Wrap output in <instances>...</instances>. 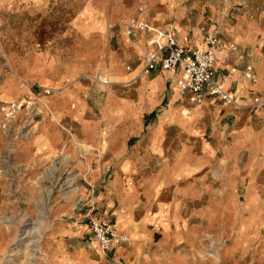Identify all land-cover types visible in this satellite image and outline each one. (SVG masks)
<instances>
[{"label": "crops", "instance_id": "0c3cea01", "mask_svg": "<svg viewBox=\"0 0 264 264\" xmlns=\"http://www.w3.org/2000/svg\"><path fill=\"white\" fill-rule=\"evenodd\" d=\"M250 6L231 19L216 0H0V101L52 88L51 116L16 154L83 160L95 213L129 236L103 252L77 212L55 264H213L198 253L215 239L230 264H264V106L251 105L252 91L264 97V6ZM137 14L200 47L210 18L238 46L217 53L215 77L236 66L226 87L241 105L196 103L176 92L174 70L145 72L144 35L124 31ZM247 63L256 82L242 77Z\"/></svg>", "mask_w": 264, "mask_h": 264}, {"label": "rangeland", "instance_id": "374dc122", "mask_svg": "<svg viewBox=\"0 0 264 264\" xmlns=\"http://www.w3.org/2000/svg\"><path fill=\"white\" fill-rule=\"evenodd\" d=\"M216 1L220 7H226L231 19L239 8L250 3L252 11H260L264 6V0ZM35 85L39 84L31 86V95L0 101V106L11 101L23 102L12 115L0 109V134L7 141L6 146L0 143V264H55L52 255L56 256L57 248L65 250L68 243L65 227L77 212H83L88 194L94 189L91 175L83 171V160L79 164L68 151L53 157L18 155L21 147L16 145L31 135V129L46 111L44 103L50 93L45 94ZM24 99H30V104ZM223 245V240L215 239L198 256L208 253L213 264H230Z\"/></svg>", "mask_w": 264, "mask_h": 264}, {"label": "built area", "instance_id": "2783aa9c", "mask_svg": "<svg viewBox=\"0 0 264 264\" xmlns=\"http://www.w3.org/2000/svg\"><path fill=\"white\" fill-rule=\"evenodd\" d=\"M200 25L202 41L205 46H192L190 44L191 32L181 33L176 27L160 26L147 17H130L124 23V31L129 36L143 34L146 40L147 51L144 55V71L159 68L163 70H174L177 72L175 78V90L180 96L191 94L196 103H203L211 97H218L223 105L240 106L241 99L233 90L226 87V81L237 68L230 67L219 80L215 74L216 55L222 50H237L238 46L233 41L223 40L218 27L211 26V19ZM242 77L250 82L257 81V73L251 63L242 68ZM42 88L45 94L52 89ZM251 105L254 110L264 106V97L252 91ZM30 104V99H24ZM23 102L11 101L0 106L2 112L7 115L16 113ZM45 110L49 113L48 104L44 103ZM97 204L96 190L88 194L86 209L82 212L87 220L90 237L94 240L100 250L110 252L119 245L129 241L128 234L121 232L116 223L107 215L95 213Z\"/></svg>", "mask_w": 264, "mask_h": 264}]
</instances>
